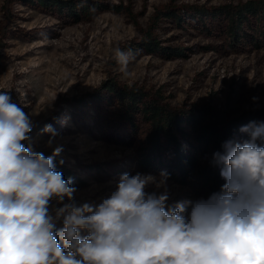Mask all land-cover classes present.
Here are the masks:
<instances>
[{
    "label": "rangeland",
    "instance_id": "rangeland-1",
    "mask_svg": "<svg viewBox=\"0 0 264 264\" xmlns=\"http://www.w3.org/2000/svg\"><path fill=\"white\" fill-rule=\"evenodd\" d=\"M85 1L92 9L80 8L81 0H66L63 8L0 0V91H11L31 114L32 150L51 155L45 147L49 136L42 133L51 125L63 148L57 170L69 171L65 178L73 179L81 202L109 195L123 173L159 176L161 171L169 173V204L207 199L195 169L185 177L172 175L168 153L159 166L143 167L152 126L139 111L129 122L120 101L104 88L111 81L131 85L142 90L143 100L159 98L186 111L210 108L226 119L252 106L264 108V15L249 16L236 41L224 14L195 10L245 0ZM112 4L118 11L108 7ZM37 27L44 29L41 35ZM145 32L162 49L146 51ZM116 47L139 53L126 74L115 59ZM186 132L176 135L184 153L195 134Z\"/></svg>",
    "mask_w": 264,
    "mask_h": 264
},
{
    "label": "clouds",
    "instance_id": "clouds-1",
    "mask_svg": "<svg viewBox=\"0 0 264 264\" xmlns=\"http://www.w3.org/2000/svg\"><path fill=\"white\" fill-rule=\"evenodd\" d=\"M138 54L116 47L122 72ZM33 126L0 91V264H264V121L212 154L218 192L172 204L166 171L123 173L109 195L81 202L57 170V132L42 130L45 156L32 150Z\"/></svg>",
    "mask_w": 264,
    "mask_h": 264
},
{
    "label": "trees",
    "instance_id": "trees-1",
    "mask_svg": "<svg viewBox=\"0 0 264 264\" xmlns=\"http://www.w3.org/2000/svg\"><path fill=\"white\" fill-rule=\"evenodd\" d=\"M35 1L42 6H57L63 8L66 5V0H26ZM80 8L84 11L92 9V4L85 1L82 5L79 2ZM96 7L98 3L95 4ZM107 7V6H103ZM112 10H117L116 5L108 6ZM197 14H224L227 18V27L232 40L238 41L240 36L239 30L247 21L249 16L261 18L264 15V0H245L237 4H222L203 10L197 8ZM128 14L132 15L128 10ZM133 22L137 25V20L133 18ZM49 26V25H46ZM38 35L44 32V29L34 28ZM54 31V30H53ZM27 33H30L27 31ZM51 34H56L53 32ZM146 33V40L143 48L152 52L156 49H162L158 41ZM172 53V52H171ZM108 94L113 95L120 101L127 114L128 121L133 122V112L139 111L149 120L152 126L150 146L148 152L144 154L141 164L144 168L157 167L162 162L164 153H168L170 169L174 177H185L192 169L197 171L199 179L207 188V193L211 195L218 192L224 184V180L220 176V168L214 167L211 164L212 154L216 151H222V145L228 140H246L247 133L240 131L242 126L248 125L250 122L264 121V108H256L252 106L246 113L238 117L226 119L220 113L207 108L183 110L169 106L167 102L160 101L159 98H148L143 100L145 95L142 90L131 85H118L111 81L104 88ZM193 131L194 141L189 142L190 150L184 153L183 147L177 138V134L186 135V129ZM203 147V148H202ZM209 151L208 156L207 153ZM206 156L205 164L198 163ZM167 157V156H166ZM62 167L61 164L57 165ZM64 177L70 175L68 170H62Z\"/></svg>",
    "mask_w": 264,
    "mask_h": 264
}]
</instances>
